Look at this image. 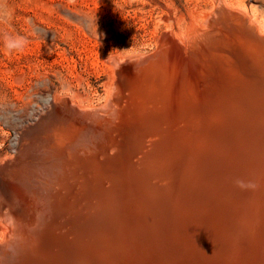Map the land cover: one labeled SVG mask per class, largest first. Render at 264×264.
Masks as SVG:
<instances>
[{"label":"bare ground","instance_id":"6f19581e","mask_svg":"<svg viewBox=\"0 0 264 264\" xmlns=\"http://www.w3.org/2000/svg\"><path fill=\"white\" fill-rule=\"evenodd\" d=\"M169 15L152 52L106 56L103 94L24 114L0 264H264V0Z\"/></svg>","mask_w":264,"mask_h":264},{"label":"rangeland","instance_id":"374dc122","mask_svg":"<svg viewBox=\"0 0 264 264\" xmlns=\"http://www.w3.org/2000/svg\"><path fill=\"white\" fill-rule=\"evenodd\" d=\"M205 1L0 0V156L11 152L18 123L45 109L46 95H68L62 85L103 94L107 55L152 52L163 16L178 27Z\"/></svg>","mask_w":264,"mask_h":264},{"label":"clouds","instance_id":"9594fccd","mask_svg":"<svg viewBox=\"0 0 264 264\" xmlns=\"http://www.w3.org/2000/svg\"><path fill=\"white\" fill-rule=\"evenodd\" d=\"M237 183H238V185H239L240 187H245V185H244V183H243L242 181H237Z\"/></svg>","mask_w":264,"mask_h":264}]
</instances>
